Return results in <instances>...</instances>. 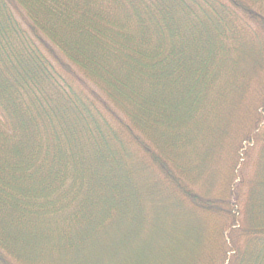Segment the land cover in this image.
Returning a JSON list of instances; mask_svg holds the SVG:
<instances>
[{
	"label": "trees",
	"instance_id": "1",
	"mask_svg": "<svg viewBox=\"0 0 264 264\" xmlns=\"http://www.w3.org/2000/svg\"><path fill=\"white\" fill-rule=\"evenodd\" d=\"M0 264H264V0H0Z\"/></svg>",
	"mask_w": 264,
	"mask_h": 264
},
{
	"label": "rangeland",
	"instance_id": "2",
	"mask_svg": "<svg viewBox=\"0 0 264 264\" xmlns=\"http://www.w3.org/2000/svg\"><path fill=\"white\" fill-rule=\"evenodd\" d=\"M23 14V13H22ZM23 16V15H22ZM54 49V48H53ZM55 53L57 54V55H59V53H58V51L57 50H55ZM65 62V61H64Z\"/></svg>",
	"mask_w": 264,
	"mask_h": 264
}]
</instances>
